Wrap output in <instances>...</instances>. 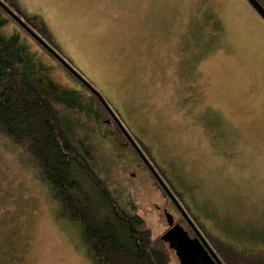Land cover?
I'll return each instance as SVG.
<instances>
[{"label": "rangeland", "instance_id": "obj_1", "mask_svg": "<svg viewBox=\"0 0 264 264\" xmlns=\"http://www.w3.org/2000/svg\"><path fill=\"white\" fill-rule=\"evenodd\" d=\"M7 3L27 20L41 14L53 37L56 27L58 52L99 93L0 8L15 67L55 105L108 188L153 236L167 228L164 208L179 216L135 147L208 225L210 213L224 227L264 229V24L244 0ZM2 145L0 264H91L66 236L73 226L53 222L44 191ZM172 264H179L174 252Z\"/></svg>", "mask_w": 264, "mask_h": 264}, {"label": "trees", "instance_id": "obj_2", "mask_svg": "<svg viewBox=\"0 0 264 264\" xmlns=\"http://www.w3.org/2000/svg\"><path fill=\"white\" fill-rule=\"evenodd\" d=\"M0 8L9 17L21 20L33 39L100 97L92 83L58 52L62 48L40 14L33 13L27 20L25 13L7 0L0 1ZM2 23L0 19V27ZM39 93L27 72L15 67L9 46L0 34V141L5 149L13 151L20 165L32 173L44 191L51 204L53 222L63 218L73 226L65 229L66 236L81 248L91 264H172L173 252L161 235L153 236L133 206L122 203L115 191L108 188L92 166L90 153L71 138L67 125L60 123L58 109ZM122 131L132 139L125 129ZM135 148L133 152L146 164L160 189L174 201L173 208L179 216L175 222L190 236H195V228L219 264H264V229L224 227L210 213L208 225L201 219V208L191 209L187 197L177 195L179 192L159 171L160 167ZM203 214L205 218L206 207ZM70 229L76 234L74 237Z\"/></svg>", "mask_w": 264, "mask_h": 264}, {"label": "water", "instance_id": "obj_3", "mask_svg": "<svg viewBox=\"0 0 264 264\" xmlns=\"http://www.w3.org/2000/svg\"><path fill=\"white\" fill-rule=\"evenodd\" d=\"M247 1L264 20V9L259 2L257 0ZM163 212L167 228L160 238L174 252L179 264H219L195 228V236H190L179 223L175 222L172 213L165 209Z\"/></svg>", "mask_w": 264, "mask_h": 264}, {"label": "flooded vegetation", "instance_id": "obj_4", "mask_svg": "<svg viewBox=\"0 0 264 264\" xmlns=\"http://www.w3.org/2000/svg\"><path fill=\"white\" fill-rule=\"evenodd\" d=\"M245 2H246V4L251 8V10H253V12L262 20V22H263V24H264V20L262 19V17L258 14V12L255 10V9H253L252 8V6L248 3V1L247 0H244ZM258 2H259V4L263 7V9H264V0H257ZM165 198H166V200L168 201V202H171L170 204H169V206L170 207H172L173 208V203H174V201L170 198V197H168V195L165 193ZM173 202V203H172ZM176 206V205H175ZM177 207V206H176ZM178 208V207H177ZM164 209H166V208H164ZM174 209V208H173ZM179 211V210H178ZM179 213H180V211H179ZM182 216V215H181ZM182 217H184V216H182ZM176 218L174 217V220H175Z\"/></svg>", "mask_w": 264, "mask_h": 264}, {"label": "crops", "instance_id": "obj_5", "mask_svg": "<svg viewBox=\"0 0 264 264\" xmlns=\"http://www.w3.org/2000/svg\"><path fill=\"white\" fill-rule=\"evenodd\" d=\"M41 15V14H40ZM44 18V17H43ZM46 18H44V20H45ZM45 21H47V20H45ZM51 25H49V27H50ZM51 28H52V32H53V34H54V37H55V39H56V35H57V30H56V27H55V29H53V27L51 26ZM58 36V38H57V40H59V41H61L60 40V37H59V35H57Z\"/></svg>", "mask_w": 264, "mask_h": 264}]
</instances>
